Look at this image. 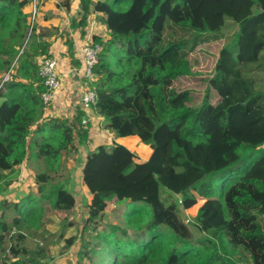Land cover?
Returning a JSON list of instances; mask_svg holds the SVG:
<instances>
[{
	"label": "trees",
	"instance_id": "trees-1",
	"mask_svg": "<svg viewBox=\"0 0 264 264\" xmlns=\"http://www.w3.org/2000/svg\"><path fill=\"white\" fill-rule=\"evenodd\" d=\"M32 0H0V193L28 159L43 160L37 193L1 202L3 264H40L47 246L27 244L48 215L72 212L77 199L54 181L64 152H76L90 125L83 109L73 119L46 118V88L39 59L50 56L48 33L37 31ZM86 27L94 12L107 35L95 66L96 114L116 137L138 136L152 149L134 160L123 145L88 152L83 182L92 198L81 229L80 264H264V90L251 71L264 70V0H80ZM70 7V6H68ZM238 29L220 47L214 67H199L207 48L225 38L227 20ZM74 57L73 43L68 40ZM202 53V54H201ZM76 63V61H75ZM126 203L125 226L104 223L113 200ZM205 200L189 224L181 209ZM166 225L193 241L178 247L174 236L146 227ZM10 213L13 215L8 219ZM76 221L64 220L57 241L63 252L77 240L65 236Z\"/></svg>",
	"mask_w": 264,
	"mask_h": 264
},
{
	"label": "rangeland",
	"instance_id": "rangeland-1",
	"mask_svg": "<svg viewBox=\"0 0 264 264\" xmlns=\"http://www.w3.org/2000/svg\"><path fill=\"white\" fill-rule=\"evenodd\" d=\"M227 24L224 28L225 38L218 45H213L212 49L207 48L203 56V63L199 67L203 72H209L215 65L216 55L220 47L229 44L234 39L235 32L238 26L232 21L227 20ZM252 75L257 78V82L264 90V70H252ZM1 77V76H0ZM78 78V82H79ZM81 86L85 87L82 83ZM79 93V92H78ZM79 100V96H77ZM76 100L71 102L70 106L65 110L54 111V115H59L61 118L72 119L71 115L75 116L78 109L81 107L80 103ZM65 106L67 104L65 103ZM69 108V109H68ZM82 108V107H81ZM70 111L72 113H70ZM75 114V115H74ZM53 117L50 113L46 118ZM101 117L90 118V132L89 138L84 143H81L76 138L77 151L64 152L62 157V164L58 174L54 176V181H62L66 184V187L73 192L77 199V207L72 212H55L54 214L48 215L44 221L43 227L39 230H33L28 237L27 244L30 247H35L37 244L47 246L50 250V257L43 259L40 264H80L79 251L81 250L82 236L81 229L88 217V205L90 204L92 195L83 182V168L86 161V156L89 151L97 148L98 146L105 145L108 148H112L115 144H120L126 147L131 153L134 160H143L149 156V146L142 143L139 138H127L120 139L116 137L112 132L106 130L102 126ZM46 170V165L43 160L28 159L21 166V172L18 178L10 185V187L0 193V214H1V202L4 200L8 201H20L28 193H37L39 184L36 181V175ZM205 200H200L198 205L195 207L184 210L181 209V218L184 220L190 218L194 219L198 212V209L203 205ZM126 203L117 199L109 203L108 208L104 214V223L107 225L118 224L125 226V218L123 211L125 210ZM147 212L149 220L146 227L150 230H162L176 239V245L178 247L191 246L193 241L181 239L177 237L174 232L166 225H152V210L149 206ZM13 214V213H12ZM10 213L9 220L13 216ZM76 221V226L67 227L65 229V236L69 237L72 235L77 236V240L74 245L66 252H63V239L57 241L58 235L62 232V225L64 220ZM199 232H195V238L200 237ZM2 253L0 252V264H3ZM85 264H89L86 260Z\"/></svg>",
	"mask_w": 264,
	"mask_h": 264
},
{
	"label": "crops",
	"instance_id": "crops-1",
	"mask_svg": "<svg viewBox=\"0 0 264 264\" xmlns=\"http://www.w3.org/2000/svg\"><path fill=\"white\" fill-rule=\"evenodd\" d=\"M79 4L80 0H41L40 3V13L37 17V31L42 30L45 33H48L47 40L51 42L50 54L58 58L63 78V87L55 102V112L64 108L66 109L70 106L71 102H76L78 99L77 96H79V93L76 91L75 87L79 77L73 75L72 72V68L80 65L81 62L77 47L81 45L82 41L88 36V33L91 30H94L96 34L101 36L107 35L106 25L98 19L101 15L99 12H94L90 15L88 25L84 28H73L71 26V19L73 17L79 18V13L81 12ZM30 10L31 5L26 8V11L29 12ZM68 40L73 43L74 57H71L69 54ZM65 103L67 106H65ZM54 111H52L53 117H59V115H54ZM70 113L72 112L70 111ZM97 116L101 117L98 114H95L94 117ZM71 117L73 119L74 116L71 115ZM101 119L103 118L101 117ZM127 138L139 137L128 136L120 139ZM149 148V156L146 159H148L152 153L150 146Z\"/></svg>",
	"mask_w": 264,
	"mask_h": 264
},
{
	"label": "built area",
	"instance_id": "built-area-1",
	"mask_svg": "<svg viewBox=\"0 0 264 264\" xmlns=\"http://www.w3.org/2000/svg\"><path fill=\"white\" fill-rule=\"evenodd\" d=\"M41 0H32L31 3V14H32V25L37 21V17L40 13ZM94 35H98L91 30L88 36L82 41L81 45L77 47L80 65L73 67V75L79 77V82L76 84V91L79 92V100L84 115L82 117V124H90V118H94L96 112L94 105L97 101V92L93 88L92 83L96 80L95 66L98 62V56L101 52L102 47L100 44L94 41ZM11 71L1 75L0 77V91L4 88L7 81L11 79ZM39 75L45 85V90L40 93L44 115L47 116L55 107V102L59 97V93L63 87V78L60 71V62L57 57L52 55L42 57L39 59ZM84 84L85 87L81 86ZM189 222V219H187Z\"/></svg>",
	"mask_w": 264,
	"mask_h": 264
},
{
	"label": "water",
	"instance_id": "water-1",
	"mask_svg": "<svg viewBox=\"0 0 264 264\" xmlns=\"http://www.w3.org/2000/svg\"><path fill=\"white\" fill-rule=\"evenodd\" d=\"M184 222L187 223L190 227V229L195 233V232H199L198 229H196L195 227H193L192 225H190L188 222H187V219L185 220L184 219ZM200 233V232H199Z\"/></svg>",
	"mask_w": 264,
	"mask_h": 264
}]
</instances>
